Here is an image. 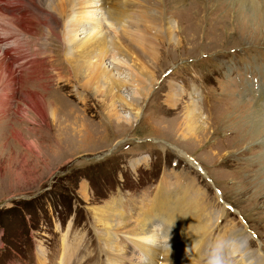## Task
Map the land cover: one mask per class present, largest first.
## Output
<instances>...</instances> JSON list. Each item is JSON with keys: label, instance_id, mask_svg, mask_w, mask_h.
Segmentation results:
<instances>
[{"label": "rangeland", "instance_id": "374dc122", "mask_svg": "<svg viewBox=\"0 0 264 264\" xmlns=\"http://www.w3.org/2000/svg\"><path fill=\"white\" fill-rule=\"evenodd\" d=\"M53 1L0 0V63L6 54L12 63L4 60L11 71L4 73L0 64V264H34V258L55 264L62 254L57 264H109L107 232L133 254L137 242L122 238L129 227L106 231L91 209L118 202L131 226L141 200L158 196L160 184L174 196L178 180L192 173L223 212L201 264H240L250 255L253 264H263L264 187L255 183L264 180L256 173L264 166V137L246 145L232 127L249 128L243 119L253 104L264 109V0H165L175 40L152 45L138 32L122 36L138 51L131 57L136 67L113 71L118 93L135 99L139 113L129 123L120 121L127 112L116 103V89L99 81L92 66L72 70L67 60L74 55L60 40L64 23L81 22L74 14L85 13L86 23H94L90 29H101L98 4ZM104 1L108 9L117 3ZM150 46L156 55H140ZM142 66L145 77L136 69ZM192 103L209 117L208 127L183 135L178 126ZM242 231L233 253L230 237ZM172 239L167 245L176 247ZM183 258L180 264L195 260L191 253Z\"/></svg>", "mask_w": 264, "mask_h": 264}, {"label": "bare ground", "instance_id": "6f19581e", "mask_svg": "<svg viewBox=\"0 0 264 264\" xmlns=\"http://www.w3.org/2000/svg\"><path fill=\"white\" fill-rule=\"evenodd\" d=\"M46 1L44 0V3ZM51 1L54 2L53 0ZM59 1L61 0H56L57 6H59L61 3ZM74 1L72 2L73 4L75 3ZM92 1H96L95 3L98 4V6L96 5L97 7L94 8L101 10V12L100 13L98 12V14L101 15L102 17L96 19L99 21L101 20V22H103L101 24L102 28L100 27L101 29H90V26L93 25L94 23L93 22L86 23L87 19L85 18V13H81L79 16L74 14V16L79 17V19L81 18V22L75 24V21L72 20L73 21L72 22L70 20L69 22L64 23L65 25L63 24L64 25L63 29L61 28V32H60L62 36L60 40L62 44L63 42H66V45L69 47L66 50V54L70 56L74 55L73 58L67 60L68 63L71 61L70 67H72V70L76 72L79 69L81 71H84L85 73L88 69H91L90 67L92 66V69H95L94 71L96 72L98 76L97 79H99V81H103V83L105 82V84H107L108 87L111 88L114 87L116 89L119 87L118 85L119 80L113 76L115 75L113 71L116 70L118 71V74H120L121 70L120 69L118 70L120 66L124 65L123 67H125L126 65L127 67L128 66L133 67L134 65H133V61L131 60V57L136 54L138 55V51L134 50V47H132L133 45L130 44V42L124 43L125 39L122 38V36L124 35L130 36V33L134 34L138 32L141 33V35H144L145 38L144 37L142 38H144L143 40L145 41V43L153 45L155 43L157 44L162 41L165 42L172 41L174 39V27L170 22V19L167 17V13L165 12L166 10H164L165 0H117L115 8L109 7L110 9L112 8L111 10L107 8L108 7L107 1L104 0H92ZM108 1L110 6L112 0H108ZM179 1L184 2L186 0H179ZM137 3H139V5ZM250 3L251 6H253L254 8V4L256 2H250ZM263 3L264 2H262V4ZM85 6H87V4ZM50 7L51 6H49V8ZM55 9L57 8L55 7ZM61 11H59L58 15H60ZM129 11L133 12L135 15L129 14ZM82 12L84 11L82 10ZM68 16L69 15H67V17ZM144 28H146L145 30L147 31L149 29L148 32L150 34L148 32L145 33L146 31L144 30ZM79 29H82L81 31H79L80 34H78L77 32V30ZM51 33H52L51 31L48 32L49 35ZM132 37L133 39H135L134 36ZM109 39L111 41L117 40V43L114 45V48L112 49L109 48L111 46L109 47L107 46ZM178 40L179 39H177V41ZM128 41L130 40L128 39ZM135 41L137 40L135 39ZM143 52L144 53H141L140 55H143L144 58H152V56L156 53V49L154 52L153 46L152 47L150 46L149 50L146 49ZM8 57L9 55L6 54L5 58ZM5 58H3V61L0 63L2 66L1 72L3 73L5 69L10 71L8 65L5 64L6 61ZM8 64L10 65V63ZM136 66L137 65H135L134 67ZM136 69L141 77H145L147 74H149V71L144 66L137 67ZM1 72L0 74H2ZM78 73L79 72H77V74ZM152 77H154V75H151V79ZM118 92L119 89H116V95L114 96L116 99V103H118V106L121 109H125L127 112L122 114V116L120 117V121L128 122V120L130 119H136L139 112L138 109H133V104L135 103V99L133 101L132 100L133 97L126 98ZM263 96H264V90H263ZM189 97H190V93H189ZM175 98L176 97L174 95L168 98L171 106H172L171 103L175 101ZM258 98H259V94L257 99ZM261 100H264L262 96H261ZM245 102L246 101H243V103ZM194 103H192L191 105L189 104V106L186 108L187 110L185 111V113H183L184 119L181 120L178 126L179 131L183 135L194 136L196 133H199L201 131L202 133H204L205 129H207L208 127L207 121L209 117L204 115L205 114L204 111L199 110V108L197 109ZM243 103L240 104L241 107H244ZM252 106L254 107L249 110L248 115L245 118L242 117L244 118L243 119L244 123H246L247 121L249 128L246 130H244L245 128L243 130H235L232 127L233 130L232 132H236V133L239 132L238 136H241L237 141H243L242 138H244L246 141H243L241 143L246 142L245 143L246 145L247 142L249 143V145L255 142L257 143L262 137H264V109L261 108L257 103L253 104ZM51 117L54 118V114H51ZM246 136L249 137L250 139L247 138ZM258 170L259 171H256V173H259L260 175L264 174V166ZM190 172L191 171H189V175H191L192 173ZM257 176L259 177V175ZM257 176H255L256 179H259ZM196 178L197 175H194L192 173L191 177L187 179L182 178L181 181L178 180V183L180 184L178 185L179 189L177 192H174L173 194L174 196L172 197H170L171 195L170 192L168 191L165 192V190L161 189L162 185L160 184L158 190L159 192L158 196L150 199L151 202L147 200L148 203L146 204L142 203L141 200L140 204L137 207L135 206L137 211L135 212L136 215L133 218L134 222L132 223L131 226H128V224L126 223L125 216L119 209L120 206L116 204L118 202L107 203L102 208L101 207L92 208L91 209L92 218L96 224H101L102 228L106 231L110 229H114L115 231H117L118 229L129 227L127 230L129 232H127L126 234L123 233L122 238H125L127 241H129L131 245L136 244V242L138 244L136 246L134 245L135 253L128 254L127 252L123 251L124 248L121 249V247L115 244L113 240V236L107 232L106 233L107 237H105L104 241L107 247L106 255L109 256L110 263L121 264L120 260H127V262L125 261L126 263L123 261L121 262H123V264L124 263L154 264V261H157L158 258L160 257L161 261H159V263L157 264H165L164 262H166L167 264H180L179 260L181 259V256L184 257L182 260V262H184L191 253V256L195 260H193L189 264H201L200 259H203L206 252L205 249L210 243L209 237L211 236L212 230L213 228H215L216 223L219 222V219L221 218V214H223V212L220 213L219 210L214 208L212 203L214 202V199H216V197H214L213 199H209L207 192L200 185L197 184ZM212 182L215 183L214 181ZM263 183L264 180L263 182L257 180L255 184L258 186V189H261L262 187H264ZM188 192H190V194L192 192L196 193V196L191 197V195H189ZM170 198L173 199L170 200ZM189 224L191 226L188 227ZM243 235H244V231L238 233L237 235H231L230 237V242H231L230 248L232 249L231 252L235 253L240 249L236 245L238 244L239 240L241 241ZM160 236L161 238H159ZM172 238H174L177 241V243L175 242L176 247H173V245H167V243L173 242ZM178 238L185 239V242L182 241L184 242V244L181 243L182 244L181 246H179L181 240H179ZM165 243H166L165 248L164 247L162 248L161 245ZM65 248H67L68 251H72V248L70 246L69 247L67 246ZM187 248L188 250H186ZM173 249L175 250L173 251ZM119 251H123L122 256L124 257L118 255ZM72 252L76 253L77 251L75 250ZM250 256L244 257L241 260L240 264H253V262L250 261ZM62 257L63 254L59 259H61ZM34 260H35L34 264H36V258H34ZM58 260H55V264H57ZM37 262L41 263V260L40 261L38 260Z\"/></svg>", "mask_w": 264, "mask_h": 264}]
</instances>
